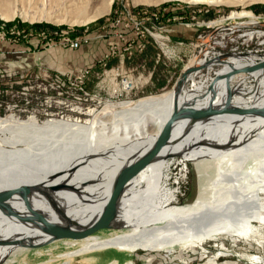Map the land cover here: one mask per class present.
Returning <instances> with one entry per match:
<instances>
[{"label": "bare ground", "instance_id": "1", "mask_svg": "<svg viewBox=\"0 0 264 264\" xmlns=\"http://www.w3.org/2000/svg\"><path fill=\"white\" fill-rule=\"evenodd\" d=\"M35 1L39 5L36 16L38 21L68 24L88 23L107 12L113 2L100 0L97 8L91 7L89 10L92 0ZM138 1L140 0H134ZM142 1L157 3L161 0ZM189 1L229 4L241 2L243 5L252 2ZM15 15L30 21L34 19L24 9L15 10L9 0H0V17L7 20ZM230 17L253 18V13L245 9L232 10ZM154 37L158 45L166 52H171L166 47L169 45L167 40L161 34L155 33ZM258 62L253 57L250 60L241 56L230 59L219 70V77L213 80L207 90H202L200 96L197 93L201 90L181 93L188 75L196 70L195 67H187L186 74L180 77L183 81L178 94L175 86L174 93L171 89L162 97L142 100L131 107H122L96 121L49 118L39 122L33 115L26 119L13 114L7 117L0 115V188L31 185L33 191L28 195V202L48 219L60 224H66L71 219L79 224L91 223L100 215L118 171L140 158L149 149L175 105L203 108L209 103L221 107L227 98L226 84L231 82L236 73L247 75V72L240 69ZM248 73L257 77L255 86L253 89L239 88L241 83L238 87L230 86L232 96L229 104L232 107L264 108V68ZM226 74L230 75L229 78ZM245 78L241 75L238 81ZM126 79V83L131 80ZM259 85L263 89H259ZM128 103L124 102L122 106ZM154 129H157L156 133H152ZM70 139L78 141L73 142ZM70 142L73 144L71 147L67 146ZM224 150H229V153H224ZM178 154L187 160L216 157L218 177L208 187L211 190L209 200L198 198L189 208L170 205L172 193L164 186L165 183H161L163 164L165 157ZM249 158L256 166L251 164L250 170L243 177L236 170L227 174L224 167L226 163L238 165L242 169ZM255 172H258L257 177L254 176ZM140 175L148 184L145 190L131 196L132 201L136 199L145 204V200L146 203L150 202L152 209H131L128 199L126 207L122 209L127 197L124 198V193L132 184L129 182L119 199L111 228L122 227L119 225L137 226L143 222L142 229L136 231L131 228V231L115 233L107 238L90 236L79 250H96L106 246L125 250H171L177 245L198 246V241L219 234H225L233 240L247 238V226L250 222L264 220V206L261 204V194H264L263 112L178 120L160 154L137 176ZM137 176L134 178L136 181ZM202 188L207 190L206 187ZM8 200L4 207L12 213L8 214L0 209V260L16 245L24 247L31 243L40 246L53 241L38 220L25 210L20 200ZM145 222L162 224L147 226ZM44 238V241L39 242ZM79 250L63 255L71 256Z\"/></svg>", "mask_w": 264, "mask_h": 264}, {"label": "rangeland", "instance_id": "2", "mask_svg": "<svg viewBox=\"0 0 264 264\" xmlns=\"http://www.w3.org/2000/svg\"><path fill=\"white\" fill-rule=\"evenodd\" d=\"M9 1L15 10L24 9L30 15L34 16L32 21L24 19L19 15H15L7 20L0 17V36L9 37V40L16 39L19 41L22 36H19L18 33L22 31V33L25 34V40L21 41H26L33 37L37 38V43H46V39L54 42H75L80 38H90L92 43L97 40L96 35L103 31L104 35L102 38L105 39L106 46L114 51L110 58H119V55L123 53L127 56L125 48L128 46V43H132L134 39V30L136 32L135 26L133 28L129 27L130 23H128V19L125 16V13L130 12V16L137 18V20L151 19V23L157 24L159 27L167 28L171 41H173V43L180 42L182 44L180 52L186 55H183L184 60L176 66L167 63V57L161 56L169 67L166 66L164 72L167 86L159 94H132L130 98L123 99L118 98L117 87L113 85L114 87L111 89V83H106L105 81L103 85L105 87H110L111 90H109V93H107V91H102L100 94L95 95V93L98 92L97 83L105 76L101 75L97 78L93 72L87 80L88 82L90 78L93 79L91 85H88L86 82V89L89 90L91 94V98L87 97L89 98L88 100L86 98L82 103H77L76 100L71 101L69 99L65 101L62 100V103L53 101L51 105L44 103L43 96L40 95L42 91H39L37 87L38 84H41L40 81H43V79L50 80V78L53 77H61L62 72L65 71L76 72L80 67L71 70H56L54 75L49 72V74H51L50 76L45 73L43 74L44 70H40V76L38 78H36L35 75L31 76L28 74L27 77L23 78L21 83L17 84L12 83L9 77H5L7 75L4 77L0 76V84L6 85L4 86L6 90H17L13 93H6L7 95L4 94L3 98H0L1 117H7L13 114L21 119H26L33 115L39 122H43L49 118H69L73 120L91 119L92 121H96L106 114H111L122 107H131L142 100L162 97L168 94L171 89H173L174 93L177 79L182 72L188 68L195 67L196 70H193L188 75L189 78L183 83L181 93L188 90L191 92L194 90H201L197 93L198 96H200L203 93L202 90L205 91L210 87L215 76L219 75V70L222 69L225 62H229L230 59L241 56L246 60H250L251 57H253L258 62L264 58V0H252V2L245 5L241 2L229 4L216 1L206 3L189 0H161L157 3H147L142 0L138 2H134V0H113L107 12L85 24L38 21L36 16L39 5L35 0ZM99 5L100 0H92L90 2V8L88 7V9L97 8ZM242 9L252 11L253 18L230 17L232 10L240 11ZM205 24L219 26L217 29L225 28L227 31L234 27L236 30L233 36L245 33L247 34L244 37L246 40H242L241 38L238 39V41L230 40L233 36H229V42L226 41L225 45L222 41L212 43V41L216 40V35L213 33L214 31L212 28L206 27ZM182 26L188 29L183 35L173 32V29L180 30ZM192 26H196V28L199 27V36L197 39L195 37L190 38L194 31ZM250 28L256 30H250ZM248 32H250V34ZM159 34L162 35V33ZM173 38L179 39L174 40ZM219 39L218 37V40ZM190 43H197V47L188 46ZM5 45L9 48H16L15 51H19L21 47L20 43L13 44L12 42L6 43V41H0V54L4 53V51L6 52ZM236 47L237 49L235 50ZM79 50L80 49H78L77 52L70 50L62 51L66 59L70 57L72 59L75 54L79 53ZM229 52L231 53L225 56V53ZM83 53L87 54V51H83ZM94 55L88 56V58H93ZM138 55L140 54L135 53L131 56V58H134L132 62L136 63L135 66L124 67H136L138 72L141 71L145 74L151 73L150 71H143L140 69L137 63L142 60V57ZM76 57L77 55L74 58ZM94 57L96 58V56ZM5 65L7 64L5 63ZM117 65H120V62ZM7 69L10 71V74H15V72H17L13 68ZM103 69L104 68L97 72H102ZM4 73H6L5 69L0 67V74ZM112 73L114 72L112 71L111 74ZM240 73L235 74L236 76L232 78L229 86L232 88L238 87V84L241 83L242 85L239 84V88L244 87L246 89H253L257 82V80H255L257 77L249 75V73H246L248 76L241 73V75L246 78L242 81H238L241 76ZM9 76L12 77V75ZM133 82L136 81L133 80ZM16 85V89L12 88V86L15 87ZM24 87L27 89L24 90ZM199 87H201V89H199ZM262 87V85H259L258 88L263 89ZM3 93H5V91ZM66 95H75V87H66ZM124 102L129 103L122 106ZM156 130L157 129H154L152 133H156ZM67 140L69 141V139ZM70 140L73 142L78 141L75 139ZM70 143L72 144V142ZM71 144H67V146H73V144ZM224 153H229V150H224ZM215 160L216 157L187 160L182 157L181 154L174 156L168 155L165 157L161 183H165L164 186L166 185L165 187L172 193L171 206L189 208L198 198L203 201L210 199L211 190L208 189V187L211 182L218 177ZM251 164H254V161L249 158L242 169L238 165L232 166L227 163L224 167L227 174H231L233 171H239V176L243 177V175L250 170ZM254 166L256 165L254 164ZM257 174L258 172H255L254 176L257 177ZM139 177L137 176L139 181L133 179L131 181L132 184L129 185L128 190L125 191L124 198L127 197L125 198V205H122V209L126 207L128 200L130 201L128 205L131 209L136 208L141 209V211H150L152 209L150 202L146 203L143 199L145 204L139 203L136 199L132 201L131 196H135L136 193L139 194L141 190H145L148 184L145 178L141 175ZM202 187H206L207 190ZM131 191H133L134 194L131 193ZM239 202H242V200H239ZM261 204L264 206V194H261ZM55 215L57 216L56 213ZM141 224H143V222L137 226L118 224L122 227L103 229L92 236L107 238L115 233L131 231V228L138 231L142 229L144 225ZM154 224H162V222L146 223L145 225L151 226ZM247 227L249 235L247 238L233 240L225 234H219L215 235L213 238L200 242L198 241V246L187 247L177 245L171 250H125L113 246H106L97 248L96 250L81 251L79 249L86 241V238L81 240L57 239L36 247L30 245L18 247L19 245H16L0 260V264H66V261L67 264H255L251 262L264 264V220H252ZM38 233L45 235L46 238L48 237L45 233L39 231ZM46 238L39 242L44 241ZM116 249L123 251L124 254H121L120 251H116ZM77 250H79L78 252L80 253L76 252L71 256L63 255L66 252Z\"/></svg>", "mask_w": 264, "mask_h": 264}, {"label": "built area", "instance_id": "3", "mask_svg": "<svg viewBox=\"0 0 264 264\" xmlns=\"http://www.w3.org/2000/svg\"><path fill=\"white\" fill-rule=\"evenodd\" d=\"M126 18L128 19L129 27L133 28L135 26L136 32L134 30L133 34V40L132 43L129 44L125 48L126 54H130L133 50L136 52H142L149 39L153 40L154 44L156 45V48L158 49L157 57L159 56H165L167 57V63L173 64V66H176L178 63L182 62L184 60V56L186 54H182L180 52L181 49V43L180 42H174L171 41V38L168 34V29L165 27H159L157 24L151 23V19L147 20H137V18H133L130 16V12L125 13ZM206 27L212 28L214 31L213 33L216 35V40L212 41V43L220 42L222 41L225 45V42L228 41L229 36H233L234 31L236 30L234 27L227 31L225 28L217 29L219 26H212L210 24H205ZM250 30H256L254 28H250ZM156 32L162 33V36L167 40L168 44L166 47H168L171 52H166L162 46L158 45L154 34ZM250 34V32H248ZM20 37L19 41L16 39L9 40V37H2L0 36V41H6L12 42L13 44L20 43L21 47L19 51H40V50H51L54 48H59L61 50H70V51H77L80 49L83 45H89L91 43L90 38H80L79 40L75 42H54L49 41L46 39V43H37V40L34 41H21L25 40V34L21 32L18 33ZM104 35V32L98 33L96 35L97 40L100 42L96 46V51L92 55L96 56V58L93 56V59L89 62L86 66H81L80 69L76 72L73 71H65L62 72L61 77H53L48 79H43V81H40L41 84H38L37 87L39 88V91H42L40 94L43 96L44 103H48V105H51V102L56 101L59 103H62L66 99H69L71 101H77V103H82L84 100H86L87 97L91 98V94L89 90L86 89V82L89 79L92 71V63L94 61L101 62L104 66V69L102 72H94L95 76L99 78L101 75L105 76L102 80L97 83L98 84V92L95 93V95L100 94L102 91H107L109 93V90H111L115 85L118 88V98H130V96L138 91L139 89H142L144 85L150 82L152 74H145L144 72L137 71L136 67L133 68H125L123 66V60L126 58L125 53L119 55V61L120 65H115L111 67H107V61L110 59V56L113 55L114 51L110 48H108L105 44V39L102 38ZM247 34H237L234 35L233 38L230 40L238 41V39L246 40L244 37ZM218 37L220 38L218 40ZM253 39V38H250ZM264 41V40H263ZM197 44V43H196ZM194 43H190L188 46H195L197 45ZM25 46V47H23ZM187 46V47H188ZM209 47V46H208ZM175 48V49H174ZM237 47L235 48V50ZM204 56V55H203ZM186 57V56H185ZM188 60V59H187ZM112 70H114V73L111 74ZM123 70V73L121 72ZM14 78H18L21 76L20 72H15V74H10ZM131 79L130 82H127L126 78ZM136 82H133V80ZM104 81L106 83H111L112 87H105L103 85ZM131 85V86H129ZM66 87H75V95H66ZM24 90L27 89L26 87L23 88ZM94 95V96H95ZM89 98H87L88 100ZM63 100V101H62ZM28 102V101H27ZM29 103V102H28ZM255 263L256 262H251Z\"/></svg>", "mask_w": 264, "mask_h": 264}, {"label": "water", "instance_id": "4", "mask_svg": "<svg viewBox=\"0 0 264 264\" xmlns=\"http://www.w3.org/2000/svg\"><path fill=\"white\" fill-rule=\"evenodd\" d=\"M225 53V56L229 55ZM260 68H264V60L258 63L246 66L240 69L243 72H251ZM186 72H182L180 77L184 76ZM229 78V74H226ZM179 77V76H178ZM178 78L176 84V93L178 94L180 90V85L182 84L183 78ZM216 75L215 78H218ZM227 98L226 102L221 107L212 106L208 103L207 106L203 108H195L190 106L179 107L175 105L169 118L161 126L158 135L149 149L144 152L140 158L134 162L121 168L115 176L114 182L110 188L108 197L103 205L100 215L98 218L87 224H79L74 222L72 219L68 220L66 224H60L56 221L48 219L42 212L32 207L28 202V195L33 191L31 185L22 184L14 187L0 188V209L12 213L11 210H6L4 207L5 201L8 199L20 200L21 204L24 206L25 210L30 212L34 218H36L40 226L50 234V240L57 239H68V240H81L88 238L100 230L108 229L112 227V222L117 214V206L121 194L124 188L132 181L142 170H144L161 152L174 124L180 119L189 120H199L206 119L209 117L222 115V114H262L264 115V108L255 107H232L229 102L232 96V90L227 83ZM30 246H36L30 243Z\"/></svg>", "mask_w": 264, "mask_h": 264}, {"label": "crops", "instance_id": "5", "mask_svg": "<svg viewBox=\"0 0 264 264\" xmlns=\"http://www.w3.org/2000/svg\"><path fill=\"white\" fill-rule=\"evenodd\" d=\"M193 27V34H191L190 38L195 37L197 39L198 35V30L199 27L196 28V26ZM188 29L183 27L180 28V30L173 29L174 33H177L179 35H183L184 32H186ZM174 40L179 39V38H173ZM37 40L36 37L30 38L26 41H34ZM100 42L96 40L95 42H92L89 45H83L80 50L78 51L79 53L75 54L77 55L76 58L73 56L71 59L64 57L63 51L59 48H54L51 50H40V51H15L16 48L8 47L5 45V50L4 53L0 54V67L5 69L4 74H0V76L4 77H9L11 79V82L14 84L21 83L23 78L27 77L28 74L35 75L36 78L40 76L39 71L44 70L43 74L45 73L46 75H51L55 74L54 72L56 70H71L76 67H81V66H86L89 64V61H91V58H88V56H92L93 52L96 51V46ZM25 47V46H23ZM83 51H87V54L83 53ZM77 52V51H76ZM92 53V54H90ZM135 53L140 54L138 56L142 57V60L137 63L140 66V69L143 71H150L152 74L151 80L149 83L143 86L142 89L136 91L133 93V95L141 94V95H148V94H159L162 90L166 88V77H165V70L166 66L168 64L164 60V58H161V56L157 57V48L154 45L153 41L151 39L148 40L145 49L142 52H136L132 51L129 54H127L126 59L123 61V66L125 67H132L135 66L136 63L132 62L134 61V58H131ZM133 54V55H131ZM129 55V56H128ZM7 60V61H6ZM119 59L117 57H112L107 61V67L114 66L119 64ZM5 63L7 65H5ZM13 68L17 72L21 73V76L18 78H14L9 76L10 71H8L7 68ZM102 68H104L103 64L101 62H96L94 61L92 63L91 71L97 72L100 71ZM114 72V70H112ZM9 72V73H8ZM49 72L51 74H49ZM123 73V70L121 71ZM93 76V75H92ZM93 82V79L90 78V80L87 82L88 85H91ZM6 85H1L0 84V98H3V95H7L6 93H13L17 90H6L4 88ZM11 86V85H10ZM8 88V87H7ZM12 88L16 89L17 85L15 87L12 86ZM5 93H3L4 91ZM116 251H120L116 249ZM121 254H124L123 251H120ZM126 254V253H125ZM116 261V260H115Z\"/></svg>", "mask_w": 264, "mask_h": 264}]
</instances>
